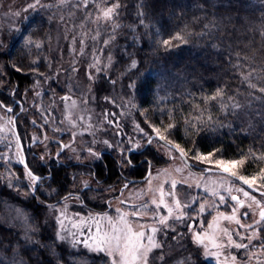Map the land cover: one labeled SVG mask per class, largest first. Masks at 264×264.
Instances as JSON below:
<instances>
[{
	"label": "trees",
	"instance_id": "16d2710c",
	"mask_svg": "<svg viewBox=\"0 0 264 264\" xmlns=\"http://www.w3.org/2000/svg\"><path fill=\"white\" fill-rule=\"evenodd\" d=\"M119 2L124 5L118 18L119 27L105 48L114 56V62L107 71L99 73L95 89L99 100L107 97L105 102L115 108L129 105L131 114L123 130L130 131L132 120L150 134L149 125H155L161 129V135L168 136L186 152L196 149L207 154L222 149V156L213 159L237 160L241 158L240 153L247 154L250 149L257 157L264 152V94L249 89L241 76V73L247 75L254 69L251 82L257 83V89L264 86V81L256 79V73L264 76V0H144L145 6L141 9L145 13L143 24L137 17L140 0ZM26 16L29 17L26 22L28 32L34 41L41 43L39 48L25 47L19 33L12 32V26L0 27V39L5 44L0 48V73L3 74L0 76V101L12 107L14 115L17 114L18 135L27 157L26 166L22 162L0 160V174L6 173L7 179L16 185L15 188L6 186L5 176L0 175V264H12L15 253H18L17 259L26 264H57V259L62 264L85 259L89 264H107V260L94 253L55 240L56 228L53 221L46 218L47 206L58 204L72 193L82 201L81 205L75 206L77 209L114 212L108 204L120 196L128 180L145 176L150 166L151 169L162 166L167 159L153 145L131 153V166L124 164L123 167L120 151L115 147L101 149L96 161L52 157L44 162L39 159L42 154L37 150L38 143L32 140V132L37 128L29 125L16 103L23 106V93L32 91L35 81L44 80L39 74L51 77L65 59L50 50L54 34L52 9L29 10ZM23 18L15 24L16 27H25ZM175 33L184 36V41H173L176 46L169 49L162 47L160 41ZM67 52L65 45L64 57ZM133 60L137 61L134 69L130 67ZM132 81L136 83L135 90L127 87ZM50 87L45 92L47 100L51 99L52 91L59 96L67 92L55 77H51ZM219 88H224L228 96L239 101L242 110H236L235 114L222 111L219 105L229 103L226 99L209 101L207 97ZM209 115L215 127L197 124L198 131H194L185 123L187 120L195 122L197 117L207 120ZM169 123L176 125L171 135L165 131ZM137 137L144 139L142 133ZM60 139L64 140L65 134ZM121 139L122 147H127L126 135ZM57 145L50 143L52 152ZM21 153L23 155L22 150ZM191 155L188 152L190 166L197 167L200 163H194ZM245 160L242 167L235 169L238 175L251 176L264 168V162L253 161L251 156L246 155ZM29 168L43 178L34 195L24 186L28 183L24 173ZM8 169L11 171L7 172ZM78 173L92 176L102 186V191L122 186L106 200L90 199L86 187L72 191L73 176ZM15 177L19 178L18 181ZM42 185L56 187L57 195L44 196L40 192ZM256 186L264 190V182L259 179ZM12 205L23 209L29 217L28 223L38 229L31 236L39 244L24 240L22 222L16 218L7 221L5 213ZM130 205H126L128 209ZM210 216L204 214L201 217L203 226ZM181 228L184 232L181 252L166 258L168 263L173 258L191 254L195 264H209L191 242L186 223ZM173 237L170 232L169 239Z\"/></svg>",
	"mask_w": 264,
	"mask_h": 264
},
{
	"label": "snow or ice",
	"instance_id": "6c2138e0",
	"mask_svg": "<svg viewBox=\"0 0 264 264\" xmlns=\"http://www.w3.org/2000/svg\"><path fill=\"white\" fill-rule=\"evenodd\" d=\"M58 4L60 6L68 5L70 7L75 8H88L91 5L92 9L95 11H88L84 13L85 18L92 20L93 23L96 24H106L109 26H113V34L116 27H119L115 21L119 18L120 11L124 7L119 0H75V4H71V0H58ZM53 4H45L42 3V0H31L24 9L25 12L28 10H32L33 12H37L38 10L54 7ZM144 0H140V4L137 10V17L140 19L141 24H143V17L145 13L141 11L144 8ZM16 17H20L21 13H14ZM64 17L61 16V20ZM29 17L25 16L23 18V22L25 23L24 28L12 26V32L19 33L20 39L23 41L25 47L35 46L37 48L41 47V43L34 41L32 39L31 34L28 32L27 21ZM82 27V26H81ZM187 27V26H186ZM2 35V33H0ZM100 32L97 29L95 35L91 37H87L92 43H95L100 38ZM203 35V33H201ZM86 34L84 32L80 33V42L81 54L84 51V48L87 47L85 43ZM77 37L73 35L72 43L75 44ZM173 41H184V36L180 33L173 34L168 39H163L160 41L162 47L169 49L175 47ZM110 41L105 39L103 41L104 44H108ZM5 44L3 39H0V48H4ZM75 51V49H73ZM110 59V58H109ZM35 63V62H34ZM96 72H102V68L96 65ZM131 68L137 67V61L133 60ZM237 67H240L239 65ZM75 70V69H73ZM255 70L251 69L247 75L241 73L242 80L247 84L249 89L258 90L259 93L264 94V86L259 87L257 89V83H252V77ZM3 74L0 73V76ZM41 79H45L42 73L39 74ZM89 78L91 79V74H89ZM256 79L258 82L264 81V76H261L260 73H256ZM115 84V81H110ZM39 84V81L34 82L35 86ZM127 87L131 90H135L136 83L132 81L127 85ZM33 90V89H30ZM35 96L39 97L41 92L39 90H35ZM255 98V97H253ZM107 99V97L105 98ZM209 101H224L225 99L229 101V103H221L220 109L222 111H229L235 114L236 110H242L243 106L239 103V101H235L232 96H228L227 92L224 88H219L216 90L214 94H211L207 97ZM62 101H71V106L74 109L76 107V101L71 98V96H64L61 98ZM81 103H84L83 101ZM114 103V102H113ZM16 107L20 109L21 112L26 111L20 103H16ZM67 108V105L65 106ZM0 109H3L8 115L5 123L0 126V144H3L5 148L11 149L13 147V141L8 139V135H17V133L13 130V123L16 119L14 116V109L12 107L4 105L2 101H0ZM206 110V109H205ZM47 109L45 113H47ZM167 114V113H165ZM115 114H113V119L107 121V123L111 126L113 124L118 128V122L114 119ZM70 125L73 127L77 124V118L80 121L85 119L82 115H73L72 111H68L65 117ZM193 120H187L185 123L188 127H191L194 131H198L196 125L198 124L200 127H203L205 124H208L212 127H215V123L209 115L207 120L202 117L194 118ZM64 121L61 120V123ZM33 125L36 124V121H31ZM151 129V134L149 132H145L143 128H140V132L142 133L145 143L141 144L139 142H134L131 138H128L127 147H121L119 149L122 164H127L131 166V159L129 158L130 154L141 149H147L153 145V141L155 140L157 143L162 144L163 147L167 148L168 153H176L178 157L187 164L189 159L188 152H191V160L194 163H202L207 167L202 171L207 174H211L214 171L221 172L225 174H229V178L232 179L233 183L235 181L242 182L243 185L247 186L248 190L246 191L244 187L235 188L228 184L226 181L221 182H213L212 185L205 186L203 188L204 193H210L211 196L217 197L219 201V205H229L234 202V205L231 208V215H226L225 213L218 212L216 216L213 217V220L208 223V229H214L217 226V222L220 219L235 222L237 224L236 229L223 228L220 230L219 236L213 233L212 236H209V233L203 230H196L198 224H202V221H198L196 218L189 215V211L197 212V215L202 214L206 211V204L201 202L200 196H196L190 199V202L185 204L182 203L177 197L175 193V189L178 183L187 184L189 188H192V184H188L187 181L181 180L177 181L172 179L167 181L170 183L169 191L165 192L163 188V184H160L156 189H149L155 193H158V196L154 195L150 198V200L141 201L139 203L131 204L129 206L128 211H123L121 208L115 209L117 216L113 217L108 215L107 213H97L92 214L89 213L86 217L80 216L79 213L76 214V219L72 221L71 229H68L65 226V220L67 219L66 212L61 209L56 216V221L58 224L57 230L55 232V240L60 242H68L72 248H83L88 252L94 253L98 258H103L107 260V264H168V260L166 257H169L171 254L166 253L164 251L165 245L160 242L158 237L167 236L168 232L171 231L174 236L176 234L175 228L172 227L173 223H186V230L189 233H192L190 236L191 242L196 245L197 252L200 253L202 249V255L205 258L213 257L218 261V264H264V259H261V255L264 254V238L259 236V233L264 231V204L261 202L264 201V192H261L259 188L256 187V182L259 179L264 182V168L259 169L256 174L251 176L238 175L235 170L237 167H242L246 162L245 156H251L253 161L264 162V152L257 157L254 152L250 149L247 154L240 153V159L237 160H224L222 158L213 159L214 156H222L223 150L217 149L215 152H208L207 154L200 153L196 149H189L188 152L185 151L179 144L168 139V136L161 135V129L156 127L155 125H149ZM176 127L175 124L169 123L165 126V131L168 135H171L172 130ZM61 129H55V131H60ZM114 135L119 136L120 132L116 131ZM34 143H40L41 141L32 137ZM75 142V138H73V142L69 144H64L62 142H58L59 151L57 152V157H59L65 149L72 148V143ZM92 143H95L93 141ZM103 143L109 147L111 145L108 141H103ZM123 144V141H121ZM75 151V149H72ZM87 155L92 158H99L100 153L94 151V149L89 146L85 149ZM79 159V157H75ZM175 158V157H171ZM5 159V153L0 152V160ZM39 159L44 160V157H39ZM145 163H149L145 161ZM11 170L8 169L7 172ZM180 171V169H177ZM4 175L7 180V185L9 187H16V185L12 182V180L7 179V174ZM24 175L27 178L28 183L24 186L27 187L34 195L35 191L39 187L38 182L42 181V177L36 175L35 172L29 168ZM148 183L151 181V172L148 173ZM18 181V177H15ZM74 182H75V178ZM84 187H89L87 181L82 182ZM125 188L128 187L127 184L124 185ZM195 187L200 188V184H196ZM17 191H19L17 189ZM259 192L260 199L257 200L255 195H251V193ZM221 192L225 194H221ZM233 192L242 193L244 197L248 198L250 201L247 205L244 204V201L241 200L239 195H233ZM122 194V193H121ZM25 196L28 193H24ZM73 194L69 193L68 196L63 198V202H66L69 198H72ZM75 200L81 201L79 196L75 197ZM169 200L172 202L169 203ZM40 203H43L41 201ZM58 203H61L58 201ZM121 204H128L127 200H122ZM193 205H198L197 208H194ZM216 203H213L211 207L213 209L218 208L219 206ZM258 208L259 219L253 221L252 224H242L240 223V219L237 217V207H247L251 209L253 206ZM111 207V203L108 204ZM47 207L56 209V205H48ZM163 210H166V214ZM16 219L21 221L24 225V240L27 243L39 244L38 241L33 240L31 234L38 231V229L33 228L29 223L28 215L21 209H16ZM244 217L249 215L248 211H245L241 214ZM151 221V222H149ZM190 221V222H189ZM243 232L244 234H241ZM182 238V234H179ZM235 235L236 239H233ZM217 239H219V243H217ZM226 241V243H225ZM247 241V242H245ZM209 242L211 243V247L209 246ZM41 247H45V245H40ZM51 247V246H48ZM241 249L243 250V256L240 261L237 260L235 255L230 253L225 254L227 249ZM159 250V254L157 253ZM52 254L56 255L55 250L51 249ZM187 252V249H184ZM18 253L14 254V258L12 264H26L22 259H17ZM57 264H62V262L57 259ZM71 264H89V262L85 260H72ZM174 264H195L192 259L191 254L185 255L182 259H176Z\"/></svg>",
	"mask_w": 264,
	"mask_h": 264
},
{
	"label": "rangeland",
	"instance_id": "374dc122",
	"mask_svg": "<svg viewBox=\"0 0 264 264\" xmlns=\"http://www.w3.org/2000/svg\"><path fill=\"white\" fill-rule=\"evenodd\" d=\"M31 2V0H0V27L1 25H9L15 26L17 22L22 19L24 16L28 14V11L25 12L27 4ZM99 3V0H97ZM42 3L45 4H53L54 7L52 9V17L54 20V34L50 40V50L52 54L61 56V58L65 59V61L60 65L56 71L53 72L51 77L59 79V83L62 87H64L67 92L63 96L56 95L54 91L50 92L51 99L47 100L45 98V92L50 87V76L45 77V79L39 82L38 85L32 86V91L29 93H23L24 105L23 108L26 109L24 111V118L28 120L30 126H34L37 128L36 131L32 132V137L38 138L41 142L38 143L37 150L41 152L44 160L47 161L50 158H58L57 152L59 151V145L52 152L50 143L62 142L64 144H69L73 142V138H75V142L72 143V148L65 149L63 155L59 156L65 160L71 161H96L98 158L89 157L84 151L89 146H91L94 151L97 153H101V149L115 147L120 149L123 145L121 144L122 136L126 135V139L131 138L134 142H139L141 144L144 143V139H139L137 136L141 134L140 126L135 121H131V129L130 133H127L123 128H125L126 121H128L131 111L129 105L124 104L122 106H112L109 102L108 104L99 100L97 97L98 94L96 92V82L98 80L99 73L95 71V67L93 65L99 66L103 71H107L114 62V56L112 54L107 53L105 48L107 44H104L103 41L108 39L109 41L116 33V29L113 34V26H109L106 24H96L93 23L92 20L85 18L84 13L88 11H95L92 9L91 5L88 8H75L70 7L68 5L60 6L58 4V0H42ZM71 4H75V0H71ZM20 12V17H16L14 13ZM61 16L64 17L61 20ZM118 24V19L115 21ZM82 26V27H81ZM100 32V38L92 43L87 37H91L95 35L96 30ZM84 32L86 34L85 43L87 47L84 48L83 53L81 54V42H80V33ZM75 35L77 37L76 43H72V37ZM66 45L68 52L67 56L64 57L63 47ZM75 49V51H73ZM51 54V55H52ZM110 58V59H109ZM75 69V70H73ZM89 74H91V79L89 78ZM35 90H39L41 95L39 97L35 96ZM71 96L73 100L76 101V107L73 109L71 106V101H62L61 98L64 96ZM84 103H81V102ZM67 105V108L65 107ZM48 110L45 113V110ZM72 111L73 115H82L85 117L83 121H80L77 118V124L75 127L70 125L67 121L66 114L68 111ZM113 114H115V121L118 122L119 127L117 128L115 124L109 125L107 121L113 119ZM8 115L3 109H0V126H2L8 118ZM36 121V124L33 125L31 121ZM61 120L64 122L61 123ZM125 123V124H124ZM13 127V125H12ZM61 129L60 131H55V129ZM14 130V129H13ZM127 130V129H126ZM116 131L120 132V135H114ZM15 132V131H14ZM65 134V139L62 140L60 137ZM8 139L13 141V147L11 149L5 148L3 144H0V152L5 153V161H16L22 162L23 155L21 153L20 145L16 135H8ZM33 140V139H32ZM95 141V143H92ZM103 141H108L111 147L105 145ZM153 146L157 149L159 153H161L166 159L167 163L162 166H156L151 169V181L150 184L147 182L149 178L143 181L132 182L128 184L127 188H123L120 196L117 198H113L111 200V208L114 212H103L107 213L110 216L116 217L117 213L115 209L121 208L123 211H128V204H135L141 201L150 200V198L154 195L158 196V193L150 191L149 189H156L160 184H163L164 191L167 192L170 189V181L175 179L177 181L185 180L188 184H192L193 187L189 188L187 184L178 183L176 189L174 190L176 193V197L182 203H189L190 199L196 196H200L201 202L206 204V211L202 214L197 215V212L189 211V215L192 217L199 218L198 221H201V217L206 215H211L208 219L206 225L198 224L196 230H203L209 233V236H212L215 233L219 236L220 230L223 228L236 229L237 224L233 222H229L223 219H220L217 222V226L214 229H208V223L213 220V217L217 215L218 212L225 213L226 215H231V208L234 205V202L229 205H219V201L217 197L211 196L210 193H204L203 188L205 186H211L213 182H221L226 181L228 184L235 188L244 187L247 191L248 188L244 186L241 182L235 181L233 183L232 179L229 178L227 174L221 172H213L211 174L204 173L202 170L206 165L200 163L196 165L197 167L189 166L182 161L176 153H168L167 148L163 147L162 144L153 141ZM2 148V149H1ZM72 149H75L73 151ZM75 157H79L76 159ZM175 157V158H171ZM202 164V165H201ZM180 169V171H177ZM75 178V182L73 179L72 183V191L81 190L84 188L82 182L87 181L89 187L87 195L90 199L96 200H106L111 195H114L116 190L119 189L122 185H117L105 189L102 191V186L97 184L92 176L87 174H75L73 176ZM124 185V183H122ZM196 184H200L201 187H195ZM40 192L46 197H53L57 195L58 190L56 187H46L42 185L40 187ZM221 194H225L221 192ZM234 194H238L241 200L244 201V204L247 205L250 201L248 198L244 197L242 193L233 192ZM226 195V194H225ZM251 195H255L257 200L260 199V194L256 192H252ZM76 196L69 198L66 202L61 201L56 205V209L48 207L46 218L53 221L55 228L57 230L58 224L56 221V216L58 215L59 210L63 209L67 214V219L65 220V226L68 229H71L72 221L76 219V214L79 213L80 216L86 217L89 213L97 214L99 212L85 210V209H77L75 206H79L82 202L75 200ZM122 200H127L128 204H121ZM172 201L169 200V203ZM213 203L218 204V208L213 209L211 205ZM264 204V201L261 202ZM9 210L6 211L5 217L7 221L10 219L16 218V209H21L20 207L11 206ZM194 208H197L198 205H193ZM237 207V217L240 219V223L242 224H252L254 219L258 220V208L254 205L251 209L247 207ZM23 210V209H21ZM166 214V210H163ZM245 211L249 212L247 217L242 216L241 214ZM102 214V213H101ZM21 222V221H20ZM151 222V221H149ZM184 223H173L172 227L175 228L176 234L173 239H169V233L167 236H160L158 239L160 242L164 243L165 248L164 251L166 253H170L171 257L177 256L178 253L181 252L182 239L184 237V232H182L181 226ZM55 230V231H56ZM179 234H182V238ZM189 236L192 233H189ZM241 234H244L241 232ZM261 238H264V231L259 233ZM233 239H236L235 235ZM219 239H217V243H219ZM247 242V241H245ZM68 243V242H67ZM226 243V241H225ZM209 246L211 247V243L209 242ZM232 254L237 257V260L240 261L243 256V250L241 249H227L225 254ZM159 254V250L157 253ZM202 254V249H201ZM169 256V257H170ZM203 256V255H202ZM168 258V257H166ZM183 256H179L173 258L168 264H174L176 259H182ZM205 260L209 264H218V261L213 258H205ZM261 259H264V254L261 255ZM255 264V261H253Z\"/></svg>",
	"mask_w": 264,
	"mask_h": 264
},
{
	"label": "water",
	"instance_id": "95a60500",
	"mask_svg": "<svg viewBox=\"0 0 264 264\" xmlns=\"http://www.w3.org/2000/svg\"><path fill=\"white\" fill-rule=\"evenodd\" d=\"M14 116L17 118V114H15ZM13 129H14L15 133H17L18 140H19V145H20L21 150H22V152H23V161H22V164H24V165L26 166V165H27V163H26V159H27V157H26V155H25V153H24V147H23L22 140H21V138H20L19 135H18V129H17V124H16V119H15V121H14V123H13ZM187 164H188L189 166L191 165V161H189V159H188V161H187ZM205 168H206V167H205ZM205 168H204V169H205ZM149 172H151V166L149 167L148 172L146 173L145 176H143V177H141V178H131L130 180H128L127 185H128L129 183H131V182H137V181H143V180H146V179L148 178V173H149ZM214 172H216V171H214ZM224 174H225V173H224ZM227 175L229 176V174H227ZM256 187H257V186H256ZM257 188H259V187H257ZM259 189H260L261 192H264L263 189H261V188H259ZM256 193H259V192H256ZM234 195H238V194H234Z\"/></svg>",
	"mask_w": 264,
	"mask_h": 264
},
{
	"label": "flooded vegetation",
	"instance_id": "af4514ba",
	"mask_svg": "<svg viewBox=\"0 0 264 264\" xmlns=\"http://www.w3.org/2000/svg\"><path fill=\"white\" fill-rule=\"evenodd\" d=\"M242 183V182H241ZM245 186V185H244ZM247 187V186H246ZM255 192V191H254Z\"/></svg>",
	"mask_w": 264,
	"mask_h": 264
}]
</instances>
